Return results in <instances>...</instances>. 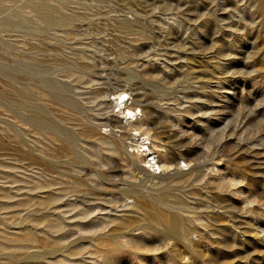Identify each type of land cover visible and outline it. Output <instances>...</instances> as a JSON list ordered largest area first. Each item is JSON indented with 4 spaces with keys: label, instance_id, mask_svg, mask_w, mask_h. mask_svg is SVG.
<instances>
[{
    "label": "rangeland",
    "instance_id": "374dc122",
    "mask_svg": "<svg viewBox=\"0 0 264 264\" xmlns=\"http://www.w3.org/2000/svg\"><path fill=\"white\" fill-rule=\"evenodd\" d=\"M0 264H264V0H0Z\"/></svg>",
    "mask_w": 264,
    "mask_h": 264
},
{
    "label": "bare ground",
    "instance_id": "6f19581e",
    "mask_svg": "<svg viewBox=\"0 0 264 264\" xmlns=\"http://www.w3.org/2000/svg\"><path fill=\"white\" fill-rule=\"evenodd\" d=\"M123 91L116 92L115 95V103L114 105L118 107V110L123 113V116H125V123L121 124L120 126L123 127V125H126V131H129L131 134V131L134 129L131 127L133 123H135L136 118L138 117V113L140 110H135V107L129 106L127 104V101L123 98L121 95L123 94ZM121 123V122H120ZM148 138L145 135H142L140 132H138V138L136 139V150L139 155H144L145 159L144 161L147 163L148 166H150L152 169L153 167H159L157 164V158L156 154L153 152L152 148L150 147V142L147 140ZM185 164V163H184ZM170 164H165L164 166L169 167Z\"/></svg>",
    "mask_w": 264,
    "mask_h": 264
},
{
    "label": "built area",
    "instance_id": "2783aa9c",
    "mask_svg": "<svg viewBox=\"0 0 264 264\" xmlns=\"http://www.w3.org/2000/svg\"><path fill=\"white\" fill-rule=\"evenodd\" d=\"M185 164L183 163V164H181L180 166L182 167V166H184ZM153 171H155V172H158V170H156V169H154Z\"/></svg>",
    "mask_w": 264,
    "mask_h": 264
}]
</instances>
